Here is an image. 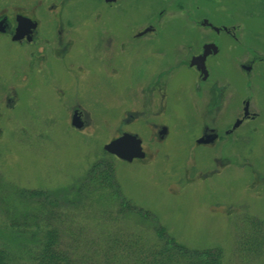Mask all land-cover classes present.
<instances>
[{"label":"rangeland","instance_id":"rangeland-1","mask_svg":"<svg viewBox=\"0 0 264 264\" xmlns=\"http://www.w3.org/2000/svg\"><path fill=\"white\" fill-rule=\"evenodd\" d=\"M16 1L0 0V9ZM39 1L31 0L35 7ZM252 1L260 7V0ZM230 2L241 5L244 0ZM96 6L93 0L66 4L61 24L65 28L62 37L71 43L67 54L60 61L48 57L40 69L35 65L41 77L32 82L31 89L11 98L12 108L0 95V225L8 210L22 204L18 192L64 191L78 185L95 164L106 163L113 166L121 197L136 211L148 214L176 243L192 251L220 250L223 264H264V187L250 188L252 176L238 170L234 160L221 167L218 175L207 176L219 166L216 159L224 161L227 157L215 151L200 148L195 156L187 155L192 137L189 75L170 81L167 108L156 119L157 124L167 126L169 137L162 143L147 144L154 153L151 164L123 163L103 151L123 132L143 142L150 139L141 124L122 123L134 94L127 87L148 75V62L141 54H134L136 49L131 44H126L122 57L106 68L101 66L104 62L89 56L86 47L95 42L110 41L119 47L127 26L137 19L133 11H107L102 6L93 11ZM46 7L35 11L41 23V42L55 34L54 20ZM258 11H264V7ZM22 50L0 41L3 74H8L12 66L24 67L26 54ZM77 107L88 118L87 127L81 130L70 126ZM256 157L264 168V143L256 145ZM89 203L90 214L79 218L86 224L102 225L107 220L113 234L139 233L154 241L150 220L137 216L119 219V202L111 209L103 207L96 197ZM100 208L111 214L100 219ZM253 221L261 225L262 241L260 246L248 248L246 237L254 234ZM79 232L86 236L84 230ZM4 238L0 231V241Z\"/></svg>","mask_w":264,"mask_h":264},{"label":"flooded vegetation","instance_id":"flooded-vegetation-1","mask_svg":"<svg viewBox=\"0 0 264 264\" xmlns=\"http://www.w3.org/2000/svg\"><path fill=\"white\" fill-rule=\"evenodd\" d=\"M70 1L42 0L35 7L31 0H17L0 9V41L26 54L24 67L12 66L6 75L0 71V95L11 108V98L31 89L32 82L41 77L40 66L48 57L60 61L67 54L71 43L62 37L61 14ZM93 1L97 3L93 11L102 6L107 11L137 14L119 47L110 41L86 47L89 56L104 62L103 68L125 53L126 44L148 62V75L127 87L134 94L122 118L124 126L138 123L149 132L148 141L140 140L145 158L133 162L151 164L154 153L147 144L168 139L167 126L157 124L156 119L167 108L171 79L187 74L192 79L188 87L192 137L187 155L195 156L200 148L215 151L227 157L216 159L219 166L207 176L218 175L221 167L234 160L238 170L252 176L250 188L264 187V168L256 157V145L264 143V11H258L264 0L260 7L252 0L241 5L230 0ZM42 5L55 25L54 37L43 42L38 39L41 23L35 12ZM22 19L36 24V29H23L25 36L14 41ZM79 110L73 114L86 128L87 114Z\"/></svg>","mask_w":264,"mask_h":264},{"label":"trees","instance_id":"trees-1","mask_svg":"<svg viewBox=\"0 0 264 264\" xmlns=\"http://www.w3.org/2000/svg\"><path fill=\"white\" fill-rule=\"evenodd\" d=\"M18 197L22 204L8 210L0 225L6 237L0 241V264H223L220 250H188L169 238L148 214L136 211L121 197L110 164H95L78 185L64 191H23ZM92 197L106 209L119 202V219L150 220L154 241L139 233L113 234L107 220L102 225L86 224L79 218L90 214ZM110 214L103 210L100 219ZM251 229L254 234L246 237L247 247H258L261 225L253 221Z\"/></svg>","mask_w":264,"mask_h":264},{"label":"water","instance_id":"water-1","mask_svg":"<svg viewBox=\"0 0 264 264\" xmlns=\"http://www.w3.org/2000/svg\"><path fill=\"white\" fill-rule=\"evenodd\" d=\"M23 29H30V31L35 30L36 24H33L29 20L22 19L19 23L14 41L20 40L25 36V33L23 35ZM71 127L76 130H81L83 128V124L80 122L76 113L71 119ZM103 150L106 154L114 156L125 163H132L133 160H143L145 158V154L141 147V141L136 136L130 134H123L121 137L107 144Z\"/></svg>","mask_w":264,"mask_h":264}]
</instances>
